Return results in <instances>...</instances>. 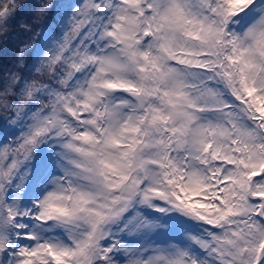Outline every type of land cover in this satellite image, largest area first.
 <instances>
[{
	"label": "snow or ice",
	"instance_id": "snow-or-ice-1",
	"mask_svg": "<svg viewBox=\"0 0 264 264\" xmlns=\"http://www.w3.org/2000/svg\"><path fill=\"white\" fill-rule=\"evenodd\" d=\"M49 16L0 64V264H264V0Z\"/></svg>",
	"mask_w": 264,
	"mask_h": 264
},
{
	"label": "rangeland",
	"instance_id": "rangeland-1",
	"mask_svg": "<svg viewBox=\"0 0 264 264\" xmlns=\"http://www.w3.org/2000/svg\"><path fill=\"white\" fill-rule=\"evenodd\" d=\"M32 13V11L30 12ZM26 16L25 8L21 10L17 16L16 22L12 25V31L9 34L6 45H0V55H7L9 58L14 57L15 50L22 44L23 41L27 40V33L23 35V30L20 28V24L23 23V17ZM23 32V33H22ZM37 35H35L36 37ZM23 38V41H22ZM31 43V42H30ZM18 44V46H17Z\"/></svg>",
	"mask_w": 264,
	"mask_h": 264
},
{
	"label": "trees",
	"instance_id": "trees-1",
	"mask_svg": "<svg viewBox=\"0 0 264 264\" xmlns=\"http://www.w3.org/2000/svg\"><path fill=\"white\" fill-rule=\"evenodd\" d=\"M24 3L26 5H28V7H25V12H26V16L23 17V22H28V23H31L32 21V13H30L31 11L33 12L34 11V6L38 4V0H24ZM51 21V16H49L48 18H46L45 21H42L40 24L38 25H33V28H32V31H29V32H32L33 34L36 35L37 31L41 28V27H45L46 24ZM24 32V31H23ZM22 32V33H23ZM25 34V32L23 33V35ZM28 35H31L29 33H27V36ZM34 37L32 39L31 42L34 41ZM29 53H27V59H29V56H28Z\"/></svg>",
	"mask_w": 264,
	"mask_h": 264
}]
</instances>
